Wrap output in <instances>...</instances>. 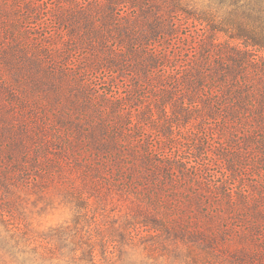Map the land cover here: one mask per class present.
<instances>
[{
    "label": "trees",
    "instance_id": "trees-1",
    "mask_svg": "<svg viewBox=\"0 0 264 264\" xmlns=\"http://www.w3.org/2000/svg\"><path fill=\"white\" fill-rule=\"evenodd\" d=\"M58 1L64 50L52 52L48 36L21 33L35 8L0 0V154L11 168L0 184L37 167L35 185L57 179L75 209L43 233L42 262L264 264L250 241L223 251L236 227L225 222L248 225L243 240L264 234V0ZM72 52L84 58L68 68ZM76 70H108L125 90L96 95ZM59 71L66 88L51 95L45 78ZM36 92L49 97L32 105ZM46 104L61 106L53 124ZM188 147L199 162L182 157ZM208 156L222 169L212 178ZM110 195L126 202L123 218H84Z\"/></svg>",
    "mask_w": 264,
    "mask_h": 264
},
{
    "label": "rangeland",
    "instance_id": "rangeland-1",
    "mask_svg": "<svg viewBox=\"0 0 264 264\" xmlns=\"http://www.w3.org/2000/svg\"><path fill=\"white\" fill-rule=\"evenodd\" d=\"M85 1V0H82ZM25 4H29L31 8H35L33 12L29 10H23L21 13L23 21V31L21 32L23 36L26 34L29 36V40L34 38H39L42 41L48 36V40L52 41V46L50 49L52 52H59L60 49L64 50L63 39L61 38V32L59 31V24L55 20V14H57V8L62 7V3L58 0H22ZM36 34L38 36H36ZM50 37V38H49ZM59 56V55H58ZM84 58V55L79 52H72L69 57L68 62H66V67L71 68L74 64H79V62ZM58 61H62L61 58H57ZM48 64L46 59L45 61ZM78 76H81L90 85L94 94H104L110 90H117L119 84L122 86L121 90L125 86L124 80H119L117 84L113 77V74L106 70H90L83 72L75 71ZM57 77L54 79L52 75H48L45 80L52 78V85L46 84L45 88L51 95L56 92H64L66 88L65 81H62L60 77V71L57 72ZM72 76V75H71ZM127 78L129 75H126ZM114 80V82H113ZM31 87V86H30ZM27 87V90H30ZM17 90V89H16ZM2 96L4 93L1 92ZM19 97L23 95L21 91L18 92ZM31 104L35 105L38 103L37 100L44 101L49 97L47 94H40L38 92L34 93ZM61 106H55L54 104H46L44 110L42 111L43 117L47 119V122L53 124L55 123L54 116L60 110ZM47 110V111H46ZM55 112V113H53ZM51 113V114H50ZM151 130L148 135L152 138L151 142L153 145L159 146L161 153L170 152V145L167 147L161 146L160 140L158 138V133ZM192 147V145L190 146ZM190 147L185 149L181 153L182 157L188 158L190 161L194 162L199 160L195 158V154L191 151ZM2 157V158H1ZM208 159L210 157L208 156ZM211 161V159H210ZM202 161L200 160V163ZM11 168L7 166L5 158L0 154V180H4V173L9 172ZM210 171H208V178H212L215 172L222 170L218 163L213 162V157L211 164L209 166ZM39 172V168L30 167L28 174L25 177H20L14 172L8 173V179L6 180L7 186L0 184V264H44L39 257L48 252V243L44 240L43 233L51 227L58 226L65 223L67 220L73 218L74 207L72 204L66 202L63 199V193L61 184L57 183V179L47 181L44 185H35L36 173ZM234 182V181H232ZM36 186V187H35ZM91 212L89 211L84 218H123L127 211V204L117 196L110 195L108 200L102 205H92ZM235 223L236 227L232 230L234 237H228L224 242L226 245L223 251L230 252L233 246L247 245L250 241L252 245L264 246V234L258 239V237L252 238L251 234L246 235L251 236L248 240H243L239 236L245 234L248 229V225L241 224L239 221H229L226 224ZM249 230V229H248ZM253 248V247H252ZM34 250L38 253L34 255ZM262 253V252H261ZM35 256L38 259H35ZM264 257V255H263ZM219 264H237L229 258H225L220 261Z\"/></svg>",
    "mask_w": 264,
    "mask_h": 264
}]
</instances>
